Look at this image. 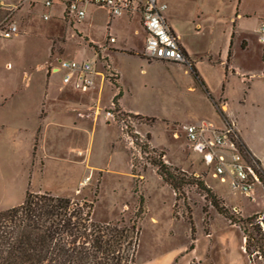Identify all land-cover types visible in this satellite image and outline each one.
Listing matches in <instances>:
<instances>
[{
  "label": "rangeland",
  "instance_id": "obj_1",
  "mask_svg": "<svg viewBox=\"0 0 264 264\" xmlns=\"http://www.w3.org/2000/svg\"><path fill=\"white\" fill-rule=\"evenodd\" d=\"M4 1L10 8L0 9V212L20 205L26 192H47L91 204L95 222H128L139 215L135 264H264V244L259 250L251 242L247 253L240 228V221L264 211L262 183L256 181L247 196L212 178L182 130L208 121L218 126L215 106L222 109L226 99L227 109L249 126L246 138L264 170L263 46L257 38L264 0H165L172 19L201 47L212 44L214 28L221 33L231 26L237 8L231 52L245 80L234 76L221 91L215 65L206 82L214 106L190 68L144 55L137 16L129 20L124 14L108 27L106 10L93 5L84 7L86 15L77 22L63 18L60 1L50 8L44 0ZM9 23L17 30L3 38ZM107 30L117 41L105 50ZM86 37L102 48L90 47ZM214 42L221 48L220 34ZM94 54L98 71L107 74L102 89L80 94L46 72L47 62L90 61ZM159 158L188 183L182 196L176 198L157 176L150 162ZM194 178L239 223L220 215Z\"/></svg>",
  "mask_w": 264,
  "mask_h": 264
},
{
  "label": "trees",
  "instance_id": "obj_2",
  "mask_svg": "<svg viewBox=\"0 0 264 264\" xmlns=\"http://www.w3.org/2000/svg\"><path fill=\"white\" fill-rule=\"evenodd\" d=\"M57 1L65 6L66 11L67 3ZM66 18L65 14L64 19ZM89 46L97 49L92 43ZM190 72L214 106L213 98L193 66L190 67ZM120 96L119 91L114 97L115 104ZM215 108L225 120L221 109ZM142 147L144 151L148 149L146 145ZM241 148L248 153L242 142ZM253 160L259 165L257 160ZM150 164L156 169L157 176L173 190L176 198L183 195V189L188 183L178 175L177 169L160 158L153 159ZM194 181L204 193L205 200L220 215L230 223H239L232 216H227L225 209L202 181L197 178ZM260 182L264 187L262 171ZM91 214L92 205L85 201H75L47 192H26L20 205L0 212V264H135L141 230L136 220L139 215L128 222L123 219L95 222ZM261 216L262 214H255L240 221L247 253L251 242L259 250L264 244V232L260 226L264 225V218L258 220ZM247 228H252V232ZM191 229L193 232L192 226Z\"/></svg>",
  "mask_w": 264,
  "mask_h": 264
},
{
  "label": "built area",
  "instance_id": "obj_3",
  "mask_svg": "<svg viewBox=\"0 0 264 264\" xmlns=\"http://www.w3.org/2000/svg\"><path fill=\"white\" fill-rule=\"evenodd\" d=\"M57 0H44L45 8H50ZM67 3L64 13L67 19H75L80 22L85 17L86 5H93L104 9L108 18L113 19L122 15L138 13L140 23L145 31L143 44L144 55L153 61L170 62L190 68L191 62L185 55L178 37L169 26L165 10L167 5L159 0H61ZM3 0H0V9H5ZM10 8V7H8ZM12 8H17L13 5ZM63 14V18L65 16ZM43 20H48L49 15L43 14ZM109 25V24H108ZM109 27V26H108ZM17 27L9 23L2 31L3 38H10ZM257 38L264 49V19L259 22ZM116 42L107 30L103 49H108L109 44ZM102 48V47H101ZM50 71L61 74V82L64 86L72 85L73 89L80 93H87L95 87L97 78L106 79L97 69L99 58L94 54L92 60H69L59 58ZM264 65V60H263ZM264 82V66L259 75ZM108 115H111L108 113ZM185 140L190 147L200 156V161L207 165V173L220 183L228 185L232 191L244 195H250L253 185L260 181L261 170L258 164L245 150L241 148V141L233 122L225 121L220 129L215 128L209 122L198 125L187 124L182 127ZM261 218H264V213Z\"/></svg>",
  "mask_w": 264,
  "mask_h": 264
},
{
  "label": "crops",
  "instance_id": "obj_4",
  "mask_svg": "<svg viewBox=\"0 0 264 264\" xmlns=\"http://www.w3.org/2000/svg\"><path fill=\"white\" fill-rule=\"evenodd\" d=\"M4 4L5 1L3 0ZM159 2L161 3H165L167 5L166 10L168 9V4L166 3L165 0H159ZM237 3H239V0H237ZM10 4L6 3L5 6L7 7ZM237 7V5H235ZM234 6V8H235ZM96 7V6H95ZM98 8V7H97ZM165 10V12H166ZM237 8L233 10V12L235 11L234 15L232 16V23L231 26L225 31H221V33L219 32V30H217L216 28L213 29L211 36H212V44L211 45H207L206 47H201L200 45H196L195 43H193L190 39V35H188L183 27L179 24V22L177 21L176 17L174 18V20L172 19V13L169 12L167 10L165 16L167 19V22L169 24V26L171 27L173 33L178 37L179 43L185 53V55L188 57V59L191 62V65L195 68V70L197 71L201 81L204 83L205 87L207 88L206 82H209L212 80V73L215 72L213 69L215 68V65L219 66V73L217 76V82L219 83V86L221 88V91H224L225 87V83L229 81L230 78L234 77V76H239V74L241 75V78L243 80H245V74L246 72H242L241 68H239L238 66H236V64L233 61V56H232V47H233V39L235 36V31L239 28V21L238 19H235V17L238 15V13L236 12ZM86 15V14H85ZM124 16V15H122ZM126 18H129V20H131L134 16L138 17V23L139 26L141 27L142 31H143V44H144V39H145V31L140 23V15L138 13H133V14H127L125 15ZM108 17V16H107ZM243 18V17H241ZM115 19V18H113ZM113 19H109L107 20L108 22V26H111V21ZM201 31V28H199V30L197 31V33L199 34ZM221 35L222 39H223V43L221 45V48L218 47L217 43L214 42L218 35ZM88 38V40L90 41V43H92L93 45H95L96 47H101L100 44H98L97 42H95L93 39ZM116 39V38H115ZM117 41V40H116ZM245 42L244 40H242V43ZM116 43V42H115ZM242 43L239 45V47H242ZM245 47V46H244ZM107 56V55H106ZM64 59H69V60H75L74 58H64ZM108 60V57H107ZM261 60L263 62L264 60V49L262 48V55H261ZM77 61H82V60H77ZM47 67H46V72L50 73L52 75H59L60 77V86L64 89H69L72 90L74 92L80 93L76 90L73 89L72 85H68V86H64L61 82V74L59 72H54V70L52 69L50 71V67H54L55 66V62H51V63H46ZM264 66V65H263ZM43 67V66H42ZM111 67V66H110ZM113 70V69H112ZM114 71V70H113ZM248 80V79H246ZM105 79H101V78H97V83L95 85L94 88H92L90 91H88L87 93L93 91L97 86L99 88L102 89L103 87V83H104ZM251 82V81H249ZM208 89V88H207ZM80 94H86V93H80ZM221 110H223V115H224V119H222L216 112V114L218 115V119H219V124L218 126H215L213 123H211L215 128H222L224 126V122L225 121H231L233 122L235 129L237 131V135L240 139V141L244 144V146L246 147L249 155L257 160L259 162V166L261 168V171L264 172L260 161L258 160V158L255 155V151L253 150V148L250 145V140L248 138H246L247 136H249L248 134V128H244L243 126V121L239 115V113L237 112H232L229 111L227 109V105H226V99H223V102L221 103ZM215 110V109H214ZM73 113H76L75 110L73 111ZM40 115V114H39ZM48 117V114H47ZM46 120L43 118L42 122H45ZM75 124V122H74ZM40 124L37 126L36 130L39 129ZM0 127H3L2 125H0ZM43 127V126H42ZM36 133V132H35ZM34 140H35V136H34ZM33 145V144H32ZM32 147V146H31ZM207 185L209 187L212 188L213 191H215V189H213V187L211 185H209V183L206 181ZM219 196L223 197L220 193H218L217 191H215ZM263 212H261L260 214H263Z\"/></svg>",
  "mask_w": 264,
  "mask_h": 264
}]
</instances>
